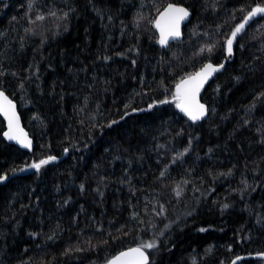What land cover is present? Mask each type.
<instances>
[{
	"label": "trees",
	"instance_id": "trees-1",
	"mask_svg": "<svg viewBox=\"0 0 264 264\" xmlns=\"http://www.w3.org/2000/svg\"><path fill=\"white\" fill-rule=\"evenodd\" d=\"M170 2L191 18L162 47L152 21ZM257 5L0 0V88L34 140L32 151L7 141L0 115V264H106L154 239L150 264L264 252V14L204 90L205 120L173 100L182 77L225 59L224 39ZM206 44L216 48L198 54Z\"/></svg>",
	"mask_w": 264,
	"mask_h": 264
},
{
	"label": "snow or ice",
	"instance_id": "snow-or-ice-1",
	"mask_svg": "<svg viewBox=\"0 0 264 264\" xmlns=\"http://www.w3.org/2000/svg\"><path fill=\"white\" fill-rule=\"evenodd\" d=\"M261 14H264V6L257 5L252 8L243 17V21L235 25L233 30L226 36L224 39V47L227 52L225 61L233 55L234 43L237 41L238 35L244 31L245 26L253 17ZM51 15H55V13H51ZM190 15L191 12L189 8L178 6L174 3H169L163 12L158 13V18L155 21H152V23H154L155 27L159 29L160 35L158 42L162 47L167 46L170 40H177L181 37L180 25L183 21L188 19ZM143 18L144 17H141V19ZM37 19L42 20L44 17L38 16ZM215 48L216 44H206L199 49L198 54H203L205 52L211 54ZM105 59H110V57H105ZM224 67V63L213 64L209 59V62L203 64L199 71L187 74L175 85L173 100L176 101V106L180 108L192 121L201 120L208 114L209 109L204 104L200 103L198 99L200 90L210 77H212L216 72L221 71ZM236 79L238 80L239 78L237 77ZM261 95H264V93H261ZM158 103L164 104L168 103V101L161 100ZM153 106L154 105L150 104L148 107L152 108ZM133 111H136V109H133ZM0 113H2L8 120L9 130L5 132L4 135L9 140H15L24 147L31 148V139H29L28 134L25 133L19 126V117L16 114L15 105L2 90H0ZM112 123L115 124L117 121H112ZM65 151H67V149H65ZM185 151H187V149H185ZM180 155L182 156L183 153ZM57 159L58 157L56 156H48L46 159L39 160L38 163L28 165V167L39 170L42 166ZM163 175L164 173L162 172L161 176ZM5 179H7V175H0V181ZM81 188H83V185H81ZM181 192L182 190L179 186H177L176 195L180 196ZM228 207V204L223 205V208L225 209ZM163 214L164 210L162 207V211L157 212L156 215L159 216ZM168 227H170V225H165V228ZM200 231H207V229L202 228ZM163 234V231H161L160 235L163 236ZM157 247L158 243L155 239L146 243L142 242L139 246L129 248L127 251L120 252L119 255L112 257L107 261V264H150L147 250ZM258 255L264 256V253H258ZM239 259L241 258L236 257V260ZM232 264H236V261H233Z\"/></svg>",
	"mask_w": 264,
	"mask_h": 264
},
{
	"label": "water",
	"instance_id": "water-1",
	"mask_svg": "<svg viewBox=\"0 0 264 264\" xmlns=\"http://www.w3.org/2000/svg\"><path fill=\"white\" fill-rule=\"evenodd\" d=\"M170 3H174V4H177L178 6H183V7L188 8V7H187L186 5H184V4L175 3V2H170ZM168 4H169V3H168ZM168 4H167V5H168ZM167 5H166V6H167ZM166 6H165V7H166ZM165 7L162 8L160 12H163V10L165 9ZM189 10H190V9H189ZM157 18H158V15H157L156 19H157ZM190 18H191V15L188 17V19H186L185 21H183V22L181 23V25H180L181 37H180L179 39H177V40H181V39L183 38V36H184V27H185V25L189 22ZM156 19H155V20H156ZM246 26H247V25H246ZM246 26H245V27H246ZM154 27H155V25H154ZM155 30H156V32L158 33V36H159V35H160V33H159V29H157V28L155 27ZM173 41H175V40H170L169 43H168V45L171 44ZM168 45H167V46H168ZM167 46H165V47H167ZM207 62H209V61H206L205 63H207ZM211 62H212L213 64L224 63V64H225V67H226L228 60L225 61V59H224L222 62H213V61H211ZM205 63H204V64H205ZM202 66H203V65H202ZM202 66H201V67H202ZM201 67H200V68H201ZM225 67H224V68H225ZM200 68H199V69H200ZM224 68H223V69H224ZM199 69H197L195 72L199 71ZM223 69H222V70H223ZM222 70H221V71H222ZM221 71L216 72L212 77H210V78L208 79V81L204 84V86H203V87L201 88V90H200V93H199L198 99H199L200 103L204 104L208 109H209V106H208V104L202 99V94H203L204 90L206 89V87L209 85V83L212 82V81L214 80V78L218 75V73H220ZM195 72H194V73H195ZM0 90L4 91L5 95H7L8 98L11 99L12 102H13V104L15 105V111H16L17 116L19 117V126H20V128L23 129V131H24L25 133L28 134L29 139H31V141H32V147H31V148H26V147H24L23 145H21L20 143H18L17 141H15V140H9V139L4 135L5 139H6L7 141H9L10 143H13V144L17 145V146L20 147L21 149L28 150V151H32L33 148H34V140H33V138L30 136L28 130L25 128V126H24V124H23L22 117H21V114H20L19 109H18V103H17V101L14 100V99H12V98L10 97V95H9L4 89H1V88H0ZM178 110H179L184 116H186V117L189 119V117H188V116H187V115H186V114H185L180 108H178ZM208 114H209V111H208ZM208 114H207L203 119H201V120H197V121H192L191 119H189V120H190L191 122H200V121L205 120V119L208 117ZM0 115H2V117L4 118L5 123H6V129H5V131H4V133H5V132H7V131L9 130V129H8V120H7V118H6L2 113H0ZM137 246H139V245H132V246H130V247L124 248V249L118 251L117 253H115L112 257L119 255L120 252L127 251L129 248H134V247H137ZM147 252H148V250H147ZM258 253H264V252H255V253H249V254H240V255H238V256H236V257H240L241 259L236 260V257H234V258L230 261L229 264H232L233 261H236V264H237V263L241 262V261H242L243 259H245V258H258V259H264V256H260V255H258ZM148 255H149V261H150V260H151V256H150V253H149V252H148ZM112 257H111V258H112ZM111 258H110V259H111ZM110 259H109V260H110ZM106 264H107V262H106Z\"/></svg>",
	"mask_w": 264,
	"mask_h": 264
},
{
	"label": "rangeland",
	"instance_id": "rangeland-1",
	"mask_svg": "<svg viewBox=\"0 0 264 264\" xmlns=\"http://www.w3.org/2000/svg\"><path fill=\"white\" fill-rule=\"evenodd\" d=\"M143 2V1H142Z\"/></svg>",
	"mask_w": 264,
	"mask_h": 264
}]
</instances>
